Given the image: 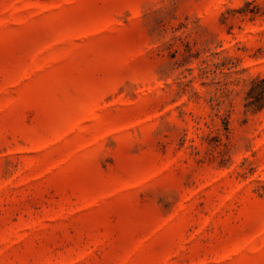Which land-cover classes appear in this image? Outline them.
<instances>
[{
	"label": "rangeland",
	"instance_id": "obj_1",
	"mask_svg": "<svg viewBox=\"0 0 264 264\" xmlns=\"http://www.w3.org/2000/svg\"><path fill=\"white\" fill-rule=\"evenodd\" d=\"M0 264H264V0H0Z\"/></svg>",
	"mask_w": 264,
	"mask_h": 264
}]
</instances>
